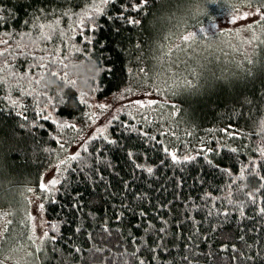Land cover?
I'll return each mask as SVG.
<instances>
[{
    "label": "trees",
    "instance_id": "obj_1",
    "mask_svg": "<svg viewBox=\"0 0 264 264\" xmlns=\"http://www.w3.org/2000/svg\"><path fill=\"white\" fill-rule=\"evenodd\" d=\"M75 3L78 9L82 0ZM123 3L128 0L106 6L105 15L96 20L95 32L84 29L81 35L77 30L71 33L75 39L65 37L67 44L61 46L58 57L63 64L52 69L56 76L46 69L35 70L43 81L26 88L41 94L40 104L30 107L26 115L43 127H32L31 132L19 128L23 121L9 103L0 100L4 110L0 112V219L8 209L13 221L4 239L9 238L8 253L25 264H264V218L258 214V208L264 207V44L260 43L264 28L246 30L259 19L258 0H151L139 13L125 12L140 19L139 25L116 19ZM224 3L250 10L249 21L234 31L206 33ZM65 7V0H0V15L5 17L0 38L12 45L18 34L29 31L38 9ZM67 24L71 21H61L65 31ZM190 33H197L196 55L187 52V61L198 78L182 72L192 89L181 86L177 95H158V61L170 74L182 70L183 63L169 67L174 56L166 54H175L178 46L187 47L182 38ZM84 37L92 43H85ZM6 47L0 44V50ZM140 67L149 70L147 76L138 74ZM137 81L145 82L153 95L144 94ZM169 85L175 88L172 81ZM127 86L135 94L115 103ZM12 98L19 99L15 92ZM149 99L178 106L180 111L170 122L175 135H159L158 129L147 125L141 128L136 108L124 107ZM245 99L253 103L242 104ZM26 102L34 103L31 97ZM107 102L115 107L103 111L97 107ZM107 110L106 118L99 120ZM41 111L49 119L36 115ZM86 114L94 115L95 122ZM112 116L119 118L108 123ZM62 123L75 124L76 130L61 129ZM160 127L169 129L168 124ZM100 128L116 143L93 139ZM225 128L239 135L230 139L221 131ZM137 129L148 136L139 135ZM152 135L163 143L149 139ZM68 140L71 143L62 150L57 141ZM85 144L87 153L82 150ZM163 148L181 162L174 163ZM78 150L88 166L80 171L77 162H70L71 170L63 172L57 185L60 191L50 200L39 190V183L52 179L60 161ZM128 152L134 153L131 160ZM252 161L257 167L251 168ZM148 167L153 168L151 174ZM29 189L39 198L40 236L30 226L34 216L28 209ZM249 193L256 197V204ZM142 210L145 216L139 215ZM118 214H122L119 219ZM161 218L168 221L162 240L154 232H145L149 223L161 227ZM52 224L57 226L55 231ZM45 232L55 240H45V251L35 253L41 246L38 238ZM28 236L36 239L35 245ZM53 247L58 250L55 254ZM257 252L260 257L247 259Z\"/></svg>",
    "mask_w": 264,
    "mask_h": 264
},
{
    "label": "snow or ice",
    "instance_id": "obj_2",
    "mask_svg": "<svg viewBox=\"0 0 264 264\" xmlns=\"http://www.w3.org/2000/svg\"><path fill=\"white\" fill-rule=\"evenodd\" d=\"M151 0H138V2H135V0H128V3L121 4V11L117 15V20H124L129 25H139L141 23L140 19L133 17V16H125V12H135L139 13L143 8H145ZM65 3L67 4V7L65 8H53L51 10H46L44 8H40L37 10L36 13L33 14L32 22L30 25V29L27 32H24L23 34H18L19 39L12 45H9V40L0 38V44L6 45L4 50H0V91H5L3 96H0V100L6 101L10 105V110L15 112V115L19 118L20 121H23L21 123H18V127L21 129L27 128L29 132H31L32 127H43V125L34 124L29 121L28 116L26 115L28 109L35 108L39 106L40 104V96L41 94L36 92L34 89H27L26 86L30 85L32 83H35L37 85L41 84L43 81V75L36 74V69H46L47 73L51 76H56L57 73L53 71L52 69L59 63L63 64V61L58 59L61 51V46H64L67 44L68 39H75L74 36L71 35V33L76 32L77 30L80 31V34L83 35V30L87 29L90 32H95L96 27V20L98 17L105 15L106 12V6L111 4L115 5L117 3V0H82L81 5L78 7L76 6L75 0H65ZM258 7L256 10V14L259 15V19L255 20L254 23L248 24L246 30H251L254 27H261L264 28V0H258ZM3 10L0 9V12ZM249 14L245 13L244 15L240 16L239 19L246 20L248 19ZM5 20V17L3 15H0V23H2ZM62 20H70L71 24H67L66 28L67 31H65L64 28L61 27V21ZM237 20L234 18L232 20V23H236ZM25 25L29 24V21H24ZM204 29H201V32H204ZM5 35H10L6 33ZM197 38V33H190L189 35L183 36V41L186 43L187 47L178 46L175 49V54L173 53H167L166 56H174L169 62V67H178L179 64L183 63V69L178 70L176 73H169L167 69H165L163 63H159V71L155 72V77L158 78L157 82L155 84V87L160 89V93L167 97L170 95H177L178 90L181 88V86L185 90L192 89L193 85L192 82L187 78V76L182 75V72H188L190 75L198 78V74L196 73V70L189 67V63L187 61V52L192 51L193 55L195 57L194 52V43ZM254 39H258L255 38ZM84 42L91 44L92 39L90 37H84ZM261 44H264V41H260ZM41 45H44V47H41ZM79 51V49H77ZM64 59H67V56H64ZM19 60L21 63H14V61ZM21 66H24L23 73L20 72ZM148 69L145 67H140L138 69V74H144L147 76ZM136 77L134 76V79ZM169 81H172L173 84H175V88H173L171 85H169ZM182 82V85H181ZM138 87L144 88V94L146 95H153V92L150 90L149 87L145 86V82L137 81ZM17 93L19 99H13L12 93ZM129 94H135L134 89L131 86L125 87L124 91L121 93V97ZM31 97L34 103L32 105H29L26 102V98ZM25 101V102H22ZM262 103H264V98L261 100ZM81 103H84L83 100H81ZM242 104H252L253 101L251 100H242ZM98 108H100L102 111L105 110L108 105L105 104H98ZM124 107H135L137 114L140 116L141 120V128L145 125L149 127H155L159 130L158 134L162 136H169V135H175L174 131L170 127V122L172 121V118L176 117L179 113V108L175 104H171L166 102L165 100H158V99H149L147 102L144 101H132L130 105H125ZM168 109H171L169 111ZM143 110V111H142ZM3 109H0V112H3ZM119 111V109L117 110ZM153 113H155V116H153ZM36 115L41 116L43 119L47 120L49 119L48 115L41 111L36 113ZM88 116L89 120H92L95 122L94 115L86 114ZM118 116H112L111 120L108 121V123H111L112 120H117ZM135 119V117H133ZM55 123V121H53ZM177 126H179V121H176ZM161 124H168L169 129L166 131L164 128H161ZM134 127V126H133ZM63 128H70L73 130H76L75 124H61V129ZM99 135L93 137V139H104L108 143H116L115 141L108 140L107 137L104 135V129L100 128L97 129ZM230 139H235L239 133H236L230 128L221 129ZM137 132L139 135L148 136L147 132L140 131V129H137ZM188 135H191V132L187 133ZM13 135L15 133L13 132ZM262 139H264V132L261 133ZM149 139L153 141H157V136L152 135L148 137ZM55 139V138H54ZM158 143H163L162 141H157ZM59 143L60 148L63 150L65 147V144L71 143L70 140L68 141H57ZM82 150L87 153L88 148L87 145L82 146ZM45 151H48L45 149ZM163 151L165 154L169 155L171 157V160L174 163H180L181 161L178 160L177 155L175 153H172L169 151L168 148H163ZM203 151V150H201ZM209 151H213L212 149H209ZM231 152L236 153L237 148H231ZM89 155H91L89 153ZM129 159L133 157L134 153L128 152L127 153ZM261 155L264 156V150L261 151ZM189 157H184V161H187ZM70 162H77L78 167L80 171H83L85 167H87V160L85 157H82L80 154V150H78L76 153L69 156L67 159L61 160L60 165H63L64 167L61 168L60 165H57V173L53 176L52 179H50L47 183L40 182L38 187L39 190L51 200V197L54 196L57 192L60 191V188L57 187V185L61 184V175L66 170H71ZM208 163H212L210 160ZM251 168L257 167V164L255 161L250 162ZM261 164L264 165V161H261ZM111 167V165H108ZM136 168H141V165L135 164ZM251 171V169H247ZM146 171L151 174L153 172V168L148 167ZM102 179V177H101ZM128 187V184H125V188ZM262 188H264V185H262ZM249 197L253 204L257 203L256 197L252 196L251 193H249ZM135 199H139V197H135ZM55 202V201H52ZM44 205L41 204L40 208L43 209ZM125 208H129V205H124ZM258 214L261 216V218H264V207L258 208ZM122 214H118V219L120 218ZM140 216H145L146 213L143 212V210L139 213ZM13 223L12 220H7V224L11 225ZM162 226L157 228L154 224L149 223L146 228L145 232H154L158 234V239H163V234L167 232V227L163 225H167L168 221L161 218ZM56 225L52 224L50 225V228L55 231ZM136 227H140L139 224L136 225ZM79 231V229H77ZM9 231L6 228L4 230V235H8ZM30 241H32L33 245L36 244V239L33 238V236L27 237ZM41 241V246L35 248V253H41L45 251L44 247V241H54L55 236H49L47 232L43 234L42 238H38ZM150 251H155V249H149ZM54 254L57 253V249L55 247L51 250ZM256 257H260V253L257 252L255 256H248V260H254ZM155 259V257H154ZM261 259H264V257H261ZM140 264H144L143 261L140 262Z\"/></svg>",
    "mask_w": 264,
    "mask_h": 264
},
{
    "label": "rangeland",
    "instance_id": "obj_3",
    "mask_svg": "<svg viewBox=\"0 0 264 264\" xmlns=\"http://www.w3.org/2000/svg\"><path fill=\"white\" fill-rule=\"evenodd\" d=\"M222 6L224 7V9L221 10V12L219 13L220 15L217 16L218 18H215V19H212L210 23H212V27H210L209 29L207 28L206 30V33H209L208 31H216L217 33H219L220 31H234L236 28H242L244 26L242 25H245L248 21H249V17L248 19L246 20H241L239 19L240 16L244 15L245 13H248L247 11H250V10H247V8L245 7H242L240 8L239 10H236L233 9L232 7H230L229 4L226 5V3L222 4ZM225 7L227 9H225ZM223 11V12H222ZM250 16V14H249ZM236 18L237 22L234 24L232 23V20ZM213 28V30H212ZM238 28V29H239ZM244 33V31L242 32ZM223 39V38H222ZM125 97V96H123ZM120 96V98H117L115 100V103L117 101H120L121 98H123ZM105 105H108V107H110V104L107 102ZM107 107V108H108ZM113 107L115 106H112L110 107L109 110L113 109ZM108 113V110L103 112L100 117H99V120H104ZM41 182H44L46 183V179H43ZM26 198L28 200V204H29V211L31 212L32 211V215L34 216L32 219H31V230L34 232V234L40 236V229H41V226H40V213L37 209V204H38V201H39V198H38V195L32 190V189H29L26 193ZM7 211V214H5V216L3 217V219H0V264H25L23 260H21L20 258H18L19 262L18 263L16 260H14L10 254L8 253V249H9V238L5 241V236L4 235V230L8 227V224H7V220H12V218H10V214L8 212V209L5 210ZM30 229V228H29Z\"/></svg>",
    "mask_w": 264,
    "mask_h": 264
}]
</instances>
